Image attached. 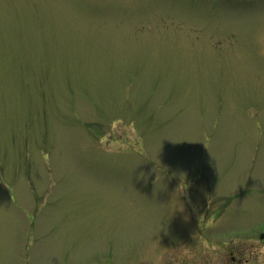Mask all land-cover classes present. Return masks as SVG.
<instances>
[{
  "label": "rangeland",
  "instance_id": "rangeland-1",
  "mask_svg": "<svg viewBox=\"0 0 264 264\" xmlns=\"http://www.w3.org/2000/svg\"><path fill=\"white\" fill-rule=\"evenodd\" d=\"M264 0H0V264H264Z\"/></svg>",
  "mask_w": 264,
  "mask_h": 264
},
{
  "label": "water",
  "instance_id": "water-1",
  "mask_svg": "<svg viewBox=\"0 0 264 264\" xmlns=\"http://www.w3.org/2000/svg\"><path fill=\"white\" fill-rule=\"evenodd\" d=\"M259 238L264 240V231L259 234Z\"/></svg>",
  "mask_w": 264,
  "mask_h": 264
}]
</instances>
